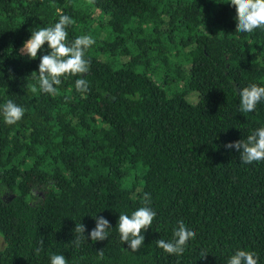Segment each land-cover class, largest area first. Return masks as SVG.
<instances>
[{
	"label": "trees",
	"instance_id": "obj_1",
	"mask_svg": "<svg viewBox=\"0 0 264 264\" xmlns=\"http://www.w3.org/2000/svg\"><path fill=\"white\" fill-rule=\"evenodd\" d=\"M228 2L0 0V106L25 109L13 125L0 114V264H51L53 254L68 264H227L237 249L264 264V161L244 164L225 147L264 127V100L239 111V91L264 86V30L236 32ZM61 15L75 21L69 43L95 44L88 73L62 77L49 95L38 82L47 43L35 59L19 50ZM144 193L157 215L132 252L119 215L144 206ZM100 216L111 228L93 242ZM181 220L196 236L170 255L156 241H172ZM76 223L86 227L79 248Z\"/></svg>",
	"mask_w": 264,
	"mask_h": 264
},
{
	"label": "clouds",
	"instance_id": "obj_2",
	"mask_svg": "<svg viewBox=\"0 0 264 264\" xmlns=\"http://www.w3.org/2000/svg\"><path fill=\"white\" fill-rule=\"evenodd\" d=\"M236 10V32L252 33L256 29L264 30V0H229ZM75 21L67 15H61L59 21L51 27H42L39 30L31 32V36L26 40L19 52L21 55H27L31 59L37 58L38 52L47 43L50 52L40 57L38 82L39 90L49 95H56L58 87L61 85L62 77L70 75H80L88 73L90 61L85 58L86 51L95 44V40L90 35H81L75 38L71 43L68 42L67 27ZM37 72H33L35 77ZM31 91L37 92L36 85H32ZM75 88L78 92L84 94L89 91V82L80 78L75 81ZM239 111L241 113L253 112L258 103L264 100V86L252 84L239 91ZM4 122L13 125L20 121L25 109L17 105L12 100H7L0 106ZM228 149L235 148L240 153V160L244 164L264 161V127H260L249 134L246 139H240L225 144ZM144 206L138 208L129 216L120 213L118 221V230L121 242L127 243L132 252H137L143 247L145 236L143 232L151 227L156 212L149 206L151 196L144 193ZM96 226L89 233L91 240L103 241L108 239L111 225L103 216L95 217ZM85 225L76 223L73 232L74 239L71 243L79 248L85 242ZM174 239L165 241L159 239L157 246L170 255H182L188 242L195 238L196 232L188 229L184 222H178V227L173 232ZM43 244V241H41ZM42 249L37 248L38 254ZM99 257L104 256L103 250L98 251ZM207 254H203V258ZM259 257L254 251L237 249L235 253L227 260V264H258ZM51 264H68V260L62 254H53L50 257Z\"/></svg>",
	"mask_w": 264,
	"mask_h": 264
},
{
	"label": "rangeland",
	"instance_id": "obj_3",
	"mask_svg": "<svg viewBox=\"0 0 264 264\" xmlns=\"http://www.w3.org/2000/svg\"><path fill=\"white\" fill-rule=\"evenodd\" d=\"M4 246H5L4 241H3V239L0 236V251L3 250Z\"/></svg>",
	"mask_w": 264,
	"mask_h": 264
}]
</instances>
